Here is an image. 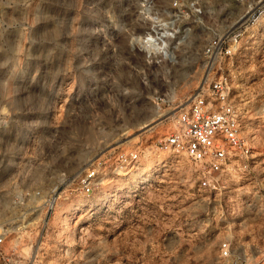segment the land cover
<instances>
[{"label": "rangeland", "instance_id": "374dc122", "mask_svg": "<svg viewBox=\"0 0 264 264\" xmlns=\"http://www.w3.org/2000/svg\"><path fill=\"white\" fill-rule=\"evenodd\" d=\"M173 1L0 0V264H264V15L225 56L258 0ZM221 75L254 151L208 190L158 141Z\"/></svg>", "mask_w": 264, "mask_h": 264}, {"label": "built area", "instance_id": "2783aa9c", "mask_svg": "<svg viewBox=\"0 0 264 264\" xmlns=\"http://www.w3.org/2000/svg\"><path fill=\"white\" fill-rule=\"evenodd\" d=\"M186 0H174L176 8ZM244 4L246 0H236ZM264 15V0L248 4V12L239 26L228 32V42L223 41L220 52L231 55L247 26L256 23ZM208 48L207 52L212 53ZM159 148L164 152L182 155L193 164L198 172L199 187L216 190L221 174L228 168L233 157L244 159L252 156L254 142L243 133L240 111L231 99V86L225 76H219L200 87L191 96L188 104L175 116V128L158 141ZM135 157V152L121 153L120 162L129 164ZM95 178V171L88 172L84 180L85 188ZM56 199L50 197L47 201L48 210H53ZM10 230L0 224V249L7 243ZM221 264H238L233 258L229 242L219 246Z\"/></svg>", "mask_w": 264, "mask_h": 264}, {"label": "bare ground", "instance_id": "6f19581e", "mask_svg": "<svg viewBox=\"0 0 264 264\" xmlns=\"http://www.w3.org/2000/svg\"><path fill=\"white\" fill-rule=\"evenodd\" d=\"M148 36V35H147ZM149 44V43H148ZM153 46H157V44L156 43H154V45ZM151 49V48H150Z\"/></svg>", "mask_w": 264, "mask_h": 264}]
</instances>
